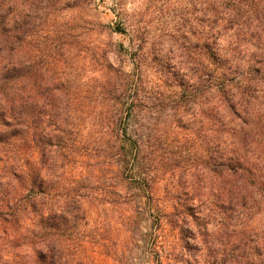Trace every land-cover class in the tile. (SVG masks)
<instances>
[{
    "label": "rangeland",
    "instance_id": "obj_1",
    "mask_svg": "<svg viewBox=\"0 0 264 264\" xmlns=\"http://www.w3.org/2000/svg\"><path fill=\"white\" fill-rule=\"evenodd\" d=\"M208 3L12 1L13 21L29 31L33 111L35 116L44 112L46 139L54 142L58 136L63 142L62 153L72 164L64 171L86 211L87 219L68 230L66 243L74 244L67 257L72 264H119L117 257L121 264H149L151 258L143 241L148 242L152 222L127 205L132 195L129 174L103 165L114 154L110 147L127 153L129 148L120 151L123 144L136 141L139 156L168 198L174 199L170 191L177 187L204 192L211 134L204 69ZM41 61L44 70L38 74ZM41 80L45 105L38 92ZM134 88L136 100L130 107ZM218 227L217 221L208 225L210 232ZM167 234L172 241L174 233ZM176 249L177 260L187 264L204 256L195 248ZM186 252H195L194 258L187 259Z\"/></svg>",
    "mask_w": 264,
    "mask_h": 264
},
{
    "label": "trees",
    "instance_id": "obj_2",
    "mask_svg": "<svg viewBox=\"0 0 264 264\" xmlns=\"http://www.w3.org/2000/svg\"><path fill=\"white\" fill-rule=\"evenodd\" d=\"M12 1L5 6L0 0V264H72L68 230L87 219L86 211L64 171L72 164L63 142L46 139L44 112L33 111L29 31L13 21ZM207 14L211 134L204 192L177 187L168 198L136 141L123 144L120 151L127 153L110 147L114 154L103 162L129 174L127 205L152 222L143 241L150 246L149 264H187L177 260L176 246L204 253L201 260L186 252L195 264H264V0H209ZM38 88L45 105L42 80ZM129 100L133 107L135 88ZM51 117L57 122V114ZM216 221L219 227L210 232Z\"/></svg>",
    "mask_w": 264,
    "mask_h": 264
}]
</instances>
